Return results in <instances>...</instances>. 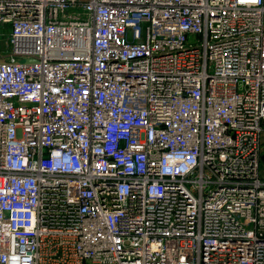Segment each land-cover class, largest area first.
<instances>
[{
    "label": "built area",
    "instance_id": "built-area-1",
    "mask_svg": "<svg viewBox=\"0 0 264 264\" xmlns=\"http://www.w3.org/2000/svg\"><path fill=\"white\" fill-rule=\"evenodd\" d=\"M264 0H0V264H264Z\"/></svg>",
    "mask_w": 264,
    "mask_h": 264
},
{
    "label": "rangeland",
    "instance_id": "rangeland-1",
    "mask_svg": "<svg viewBox=\"0 0 264 264\" xmlns=\"http://www.w3.org/2000/svg\"><path fill=\"white\" fill-rule=\"evenodd\" d=\"M263 154H264V149H263ZM263 167H264V155H263Z\"/></svg>",
    "mask_w": 264,
    "mask_h": 264
}]
</instances>
